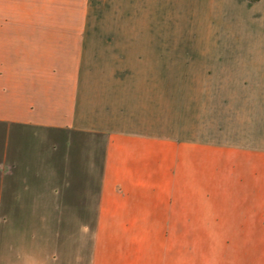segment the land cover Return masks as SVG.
Listing matches in <instances>:
<instances>
[{
    "label": "crops",
    "instance_id": "crops-1",
    "mask_svg": "<svg viewBox=\"0 0 264 264\" xmlns=\"http://www.w3.org/2000/svg\"><path fill=\"white\" fill-rule=\"evenodd\" d=\"M93 1L0 0V264H264V0L191 43Z\"/></svg>",
    "mask_w": 264,
    "mask_h": 264
},
{
    "label": "rangeland",
    "instance_id": "rangeland-1",
    "mask_svg": "<svg viewBox=\"0 0 264 264\" xmlns=\"http://www.w3.org/2000/svg\"><path fill=\"white\" fill-rule=\"evenodd\" d=\"M196 10L197 0H94L93 24H166L172 31L173 43H191L196 41ZM159 11L165 13L166 19L157 16ZM173 73L179 75L180 67H173ZM19 219H24V208L0 209V235L22 233L23 227L9 222Z\"/></svg>",
    "mask_w": 264,
    "mask_h": 264
}]
</instances>
